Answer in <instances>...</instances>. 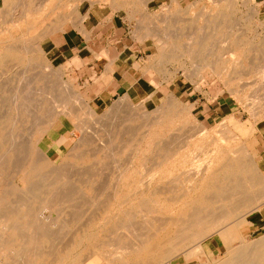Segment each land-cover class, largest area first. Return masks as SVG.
<instances>
[{
	"label": "rangeland",
	"instance_id": "374dc122",
	"mask_svg": "<svg viewBox=\"0 0 264 264\" xmlns=\"http://www.w3.org/2000/svg\"><path fill=\"white\" fill-rule=\"evenodd\" d=\"M14 1L0 0L4 27L42 2ZM67 1L0 38L30 51L0 66V264H186L178 256L218 229L185 235L183 221L219 216L236 154L252 152L264 172V0ZM74 10L78 24L60 20ZM51 184L47 205L33 189ZM242 230L260 235L264 216Z\"/></svg>",
	"mask_w": 264,
	"mask_h": 264
},
{
	"label": "bare ground",
	"instance_id": "6f19581e",
	"mask_svg": "<svg viewBox=\"0 0 264 264\" xmlns=\"http://www.w3.org/2000/svg\"><path fill=\"white\" fill-rule=\"evenodd\" d=\"M11 2L12 0H6V2ZM31 1H33V0H31ZM177 1V0H176ZM175 1V2H176ZM21 2V1H20ZM65 2L67 3L68 1L67 0H42V2H40V4L38 5L37 4V7H24L23 8V10H22V13H21V11H20V15L19 16H17V19H13L12 20V18H11V22H10V20H9V18H8V20H9V22H8V20H7V22H8V27L6 26V27H4V25H0V38H4L3 36H7V38H8V43H9V38L10 37H8L10 34H11V37H12V34H13V32L15 31V29H18V31L17 32H19V36H21L22 34H21V32H22V28H24V27H27V26H30L29 24L30 23H32V21H37V20H39L40 18H45V17H47L50 13H53L54 11H56L57 9H60V7L62 6V4L64 5L63 7H65ZM215 2H217V1H215ZM14 3H16V0L14 1ZM18 3V2H17ZM39 3V2H38ZM244 3H246V2H244ZM13 4V3H12ZM28 4H30V3H28ZM178 4H181V3H179L178 2ZM231 4V3H230ZM195 5V4H194ZM194 5H193V8H194ZM234 5V4H233ZM26 6V5H25ZM31 6H32V4H31ZM177 6H180V5H177ZM230 6V5H229ZM231 7H232V4H231ZM192 9V8H191ZM63 10V9H62ZM11 12V11H10ZM74 13H76V11L74 10V12H73V14L72 15H70L71 13H65V12H63V15H62V17H60V20H61V18H62V20H63V22L64 21H68V20H70V21H72V22H74V23H77L78 24V21H77V19H76V17L74 16L75 14ZM60 15V14H59ZM45 16V17H44ZM61 16V15H60ZM15 17V16H14ZM202 17V16H201ZM4 18V17H3ZM200 19V18H199ZM5 20V19H4ZM198 21V20H197ZM59 24V23H58ZM52 28V27H51ZM56 29V28H55ZM54 29V30H55ZM58 29V28H57ZM46 29H44V31H45ZM7 31H9V32H12V33H9V32H7ZM44 31H43V34H44ZM17 32H15V33H17ZM42 32V31H41ZM48 32V31H47ZM258 32V31H257ZM41 34V33H40ZM50 34V33H49ZM14 35V34H13ZM15 35H18V34H15ZM24 36V35H23ZM22 36V37H23ZM43 36V35H42ZM174 36V35H173ZM1 40L2 39H0V42H1ZM22 40V39H21ZM3 41V40H2ZM197 41V40H196ZM200 41V40H199ZM203 41H207V40H202L200 43L198 42V46H200V51H202L201 49L204 47V43H203ZM4 42H5V40L3 41V44H4ZM6 42H7V40H6ZM11 42V41H10ZM14 42H16L15 40H14ZM2 43V42H1ZM17 43V42H16ZM6 45H1L0 44V55H1V57H0V66H2L3 65V62H4V60L5 59H7L8 57H16V58H18L19 60H24V54H23V52H30L28 49H26V50H28V51H25V46H24V48H20V47H17V46H15V44H11L9 47H8V45L9 44H7V43H5ZM12 45H14L15 47H13L12 48ZM18 46H20L19 45V43L17 44ZM206 45V44H205ZM198 48H196V50H199ZM24 49V50H23ZM193 48H190V50H188V51H191ZM215 49V48H214ZM194 50V49H193ZM42 51V50H41ZM198 52V51H197ZM26 53V54H27ZM191 53V52H190ZM194 53H196V52H194ZM11 55H13V56H11ZM169 57V56H168ZM170 57H174L173 55H170ZM210 65H211V63H210ZM210 65H208L209 67H210ZM212 65H214L215 66V63L213 64L212 63ZM211 65V66H212ZM207 66V67H208ZM196 67V66H195ZM206 67V66H205ZM216 67V66H215ZM211 68V70H212V68H214V67H210ZM179 70V69H178ZM177 71V70H176ZM197 74L199 75V77L200 76H203V75H200V74H202L201 73V71H203V68L201 69V67L199 66L198 67V69H197ZM174 73V72H173ZM170 74H171V72H170ZM172 75V74H171ZM195 75H196V73H195ZM36 77V76H35ZM39 77V76H38ZM37 77V78H38ZM57 77V76H56ZM169 78V77H168ZM39 79V78H38ZM33 80H31V82H32ZM61 83H63V82H61ZM65 83V82H64ZM63 88H65V87H63ZM61 91V90H60ZM34 92V91H33ZM32 92V93H33ZM1 100H2V98H1ZM175 102H177V100H175V99H172V102L171 103H175ZM170 103V104H171ZM109 110V109H108ZM2 116L0 115V147L2 148V146H4L5 148H8L9 146H8V143H9V139H8V137L6 136V131H8L7 130V127H6V125H5V122H4V120H3V118H1ZM57 118V117H56ZM46 122H48V121H46ZM42 123H45V122H42ZM204 128V127H203ZM229 129V128H228ZM227 129V130H228ZM41 131H43L40 127H39V129H37V132L35 133L34 132V134H37V133H40ZM203 131V130H202ZM206 131V130H205ZM204 131V132H205ZM227 132V131H226ZM228 132H229V130H228ZM227 132V133H228ZM8 134V133H7ZM224 134V133H223ZM229 134H233V132L231 131ZM229 134H228V136H229ZM231 136V135H230ZM235 135L233 134V138H236V137H234ZM237 136V135H236ZM177 137V136H176ZM224 137V136H223ZM227 137V136H226ZM228 138V137H227ZM232 138V137H231ZM13 139V138H12ZM226 140V139H225ZM38 141V140H37ZM181 141V140H180ZM226 142V141H225ZM227 143V142H226ZM10 144V143H9ZM18 144V143H17ZM27 144V143H26ZM174 144V143H173ZM168 146V145H167ZM11 147H12V145H11ZM13 147H14V145H13ZM15 147H17V146H15ZM242 147V146H241ZM245 147V146H244ZM33 148V147H32ZM41 148V147H40ZM11 149V148H10ZM13 149V148H12ZM232 149V148H231ZM241 149V148H240ZM239 149V150H240ZM248 149V148H247ZM247 149L246 150H244V151H246L247 152ZM42 150V149H41ZM230 150V149H229ZM17 151V150H16ZM15 151V152H16ZM40 151V150H39ZM241 151V150H240ZM25 152V151H24ZM31 152V151H30ZM231 152V151H230ZM234 152H238L239 153V151H236V150H234ZM245 152V153H246ZM13 153H14V151H13ZM33 153V152H32ZM32 153H31V155H32ZM36 153V152H35ZM35 153H33V154H35ZM233 153V152H232ZM241 153V152H240ZM17 153H15V155H16ZM28 154H29V152H28ZM27 154V155H28ZM41 154V153H40ZM40 154H39V156H40ZM43 154V153H42ZM14 155V156H15ZM17 155H19V154H17ZM31 155H29L28 157H31ZM36 155V154H35ZM46 155V156H45ZM44 156H45V160L43 159V157L41 156V158L43 159V161H44V163L41 161V163H43L44 165H46V164H48V162L50 161V160H48V158H47V154H45ZM198 155V154H197ZM233 155H235V153L233 154ZM237 156L234 158L235 159V164H236V166H235V168H237V169H234L233 168V170H232V173H230V174H228V175H225V180L227 181H229V182H227V183H225L224 185H219V188H220V200L221 201H218V203L219 202H222L223 203V205H221V206H223L222 208H220L221 210H222V212H220V210H219V213H218V215L219 216H217V214L215 215V218H212L210 215V217H207L208 216V214H207V216L206 217H200V214L197 212V213H193V215H191L190 217H187V218H185V220L183 221V220H181V221H183V224H182V226H181V228H180V226H179V228L181 229V232H186V231H190L191 232V228H193V227H195V225H202V224H205V226L203 225V227H205L206 229H208V231H210L211 229H218V230H216V231H214V232H212V233H210V234H208V235H206V236H204L203 238H205V240H203L202 242V244H200V246L199 247H197V248H195V249H190V250H188V251H184V252H182V254L180 255V256H178V257H183L184 258V262L186 263V264H264V231L260 234V235H257V236H249V235H246L245 233H244V231L242 230V226L244 225V224H249L250 226H253V225H257V223H258V221L260 220V218L261 217H263L264 216V211H263V209L262 210H259L258 209V205L264 200V172H263V170L260 168V166L256 163V161H255V155L254 154H252V152H247L246 153V155L244 154V156H245V161L242 159V157H240V154H236ZM4 156V155H3ZM25 156V155H24ZM39 156H37V157H39ZM48 156H49V154H48ZM58 156V155H57ZM18 157V156H17ZM33 157V156H32ZM31 157V158H32ZM36 156L35 157H33V158H36L37 160L38 159H40V158H37ZM0 158H2V156L0 157ZM27 158V157H26ZM30 158V159H31ZM32 158V159H33ZM244 158V157H243ZM29 159V160H30ZM1 160V159H0ZM20 160V159H19ZM23 160H25V159H23ZM22 160V161H23ZM209 160V159H208ZM207 160V161H208ZM205 161V160H204ZM206 161V162H207ZM4 162V161H3ZM18 162V161H17ZM26 162V161H25ZM32 162H35L36 163V160H32ZM31 162V160H30V163H32ZM35 163H32V165L33 164H35ZM13 164V163H12ZM15 165V164H14ZM19 165H20V161H19ZM42 164H40V166H41ZM207 165V164H206ZM21 166H23V164L21 165ZM24 166H25V164H24ZM30 166H31V164H30ZM35 166V168H32V167H34ZM34 166H31V169L32 170H34L35 169V171H37V172H33L32 170L30 171V172H32V173H37V174H34V176L36 175H39V170L37 169L36 170V167L38 168V165H37V163L34 165ZM39 166V167H40ZM56 166V165H55ZM21 168V167H20ZM24 168V167H23ZM23 168H21V169H23ZM41 169H42V166L40 167ZM54 169V168H53ZM13 170V169H12ZM20 170V169H19ZM204 170V169H203ZM17 171V170H16ZM39 171V172H38ZM57 171V170H56ZM29 172V173H30ZM54 172V171H53ZM18 173V172H17ZM29 173H27V175L29 174ZM60 173V172H59ZM63 173V172H62ZM203 174V173H202ZM225 174V173H224ZM33 175V174H32ZM61 175H64V174H61ZM29 177H30V175H28ZM43 176V175H42ZM46 175H44V177H45ZM65 176H67V175H65ZM39 177H41L40 175H39ZM69 177V176H68ZM58 178V177H57ZM63 178H66V177H63ZM177 178V177H176ZM45 179V178H44ZM47 179V178H46ZM55 179H56V177H55ZM31 180V179H30ZM29 180V181H30ZM36 180H39L40 181V179H36ZM43 180V179H42ZM54 180V179H53ZM174 180V179H173ZM34 181V180H33ZM45 181H47V180H45ZM225 181V182H226ZM231 181V182H230ZM43 182H44V180H43ZM52 182V181H51ZM67 182V181H66ZM71 182V181H70ZM69 182V183H70ZM28 183V182H27ZM27 183H25L26 185H29V184H31V182L29 183V184H27ZM33 183H36V182H33ZM40 182H38V184H39ZM48 183V182H47ZM46 183V184H47ZM37 184V183H36ZM45 184V185H46ZM54 184V183H53ZM53 184H51V185H47L46 187H44V186H38L37 185V187H35L33 190H35V194H36V192L37 193H42V196H41V200L43 201V202H46L45 204H47V202L48 201H50V196H44L43 194H47V193H50V190H49V188H50V186H52ZM68 184V183H67ZM8 185V184H7ZM34 185V184H33ZM32 184L29 186V187H32L33 186ZM63 185V184H62ZM62 185H59L60 187L62 186ZM215 185V184H214ZM65 186H67V185H65ZM34 187V186H33ZM32 187V188H33ZM216 187H217V184H216ZM169 188V187H168ZM189 188H192V187H189ZM257 188V189H256ZM47 189H48V192H47ZM67 189V188H66ZM217 189V188H216ZM60 190V189H59ZM174 190V189H173ZM253 190H256V192H253ZM8 191H9V189H8ZM32 191V190H31ZM72 191H73V189H72ZM75 191V190H74ZM176 191H178V190H176ZM34 192V191H33ZM32 192V193H33ZM54 192V191H53ZM56 192V191H55ZM60 192V191H59ZM175 192V191H174ZM253 192V193H252ZM69 193V192H68ZM34 194V193H33ZM58 194V193H57ZM215 194H217V193H215ZM32 195V194H31ZM37 195V194H36ZM243 195V196H242ZM37 196H40V195H37ZM36 196V197H37ZM62 197V195H59V197ZM72 196V195H71ZM70 196V197H71ZM179 196H181V194H179ZM209 196H210V194H209ZM236 196V198H241V199H239L240 201L239 202H237L238 200L237 199H235L234 197ZM241 196V197H240ZM32 197H35L34 195L32 196ZM55 197H57V196H55ZM39 198V197H38ZM37 198V199H38ZM49 198V199H48ZM51 198H53V197H51ZM210 198H212V197H210ZM233 198L235 199L234 200V202L236 201V203L234 204L233 203ZM48 199V200H47ZM55 199L53 198V200H51L50 202H53ZM58 200V199H57ZM172 200V199H171ZM208 200V199H207ZM214 200V199H213ZM217 200H219L218 199V196H217ZM37 201V200H36ZM41 202V201H40ZM213 202V201H212ZM216 202V201H215ZM224 202H226V203H224ZM37 203H39V202H37ZM57 203V202H56ZM263 203V202H262ZM45 204H43V205H45ZM49 205H50V203H48ZM47 204V205H48ZM53 204V203H52ZM75 204V203H74ZM54 205H55V203H54ZM193 205V204H192ZM218 205V204H217ZM216 205V206H217ZM74 206V205H73ZM20 207V206H19ZM52 207V206H51ZM192 207V206H191ZM206 207V206H205ZM219 207V206H218ZM217 207V208H218ZM22 208H23V206H22ZM194 208V207H193ZM18 209V208H17ZM24 209V211H25V209L27 210L26 212H24V213H26V215H25V217H27L28 215H29V210L31 209V207L30 206H27V205H25V207L23 208ZM204 209V208H203ZM19 210V209H18ZM20 211V210H19ZM37 211V210H36ZM43 211V210H42ZM51 211V210H50ZM195 211V210H194ZM203 211V210H202ZM190 212V211H189ZM192 212V211H191ZM207 212V211H206ZM16 213V212H15ZM209 213V212H208ZM46 214V211H44V215ZM191 214V213H190ZM201 214H203V213H201ZM211 214H213V213H211ZM215 214V213H214ZM19 214L17 213V216H18ZM23 215V216H24ZM16 216V215H15ZM30 216V215H29ZM40 216V215H39ZM43 215L41 214V217H42ZM202 216V215H201ZM44 217V216H43ZM5 218H6V216H5ZM12 218V217H11ZM31 218H32V216H31ZM36 218H38V217H36ZM40 218V217H39ZM46 218V217H45ZM182 219H183V217H181ZM6 219H8V217L6 218ZM25 218L23 217V220H24ZM49 219V218H48ZM168 219V218H167ZM263 219V218H262ZM12 220V219H11ZM20 220V219H19ZM30 220V218H28V221ZM32 220V219H31ZM178 221V220H177ZM176 221V222H177ZM6 222V221H5ZM69 222V221H68ZM1 223H2V220H1ZM25 223V222H24ZM27 223H29V222H26L24 225L25 226H23L22 228L24 229V227H26V229H27ZM48 223V222H47ZM70 223V222H69ZM19 224H20V221H19ZM38 224V223H37ZM40 224V223H39ZM127 224V223H126ZM16 225V224H15ZM32 225H34V224H32ZM128 225V224H127ZM131 225V224H130ZM7 226H8V224H7ZM18 226V225H17ZM20 226H22L21 224H20ZM20 226L18 227V228H20ZM35 226V225H34ZM38 226V225H37ZM3 227V226H2ZM1 227V228H2ZM125 227H127L128 228V226H125ZM131 227H133L132 225H131ZM130 227V228H131ZM17 228V227H16ZM17 228V229H18ZM21 228V229H22ZM34 228H36V227H34ZM204 228V229H205ZM253 228V227H252ZM46 229V228H45ZM50 229V228H49ZM48 230V229H47ZM133 230V229H132ZM137 230V229H136ZM177 230V229H176ZM195 230V229H194ZM23 231V230H22ZM204 231V230H203ZM3 232V231H2ZM190 232H188V233H190ZM194 232V231H193ZM192 232V234L190 233V235L189 234H187L189 237L190 236H192V238H196L195 240H198V238L200 239V237L199 236H201L202 235V231L201 232H197V230L193 233ZM20 232H18V234H19ZM39 234V233H38ZM154 234V233H153ZM20 235V234H19ZM35 235V234H34ZM185 235H186V233H185ZM215 235H219L220 236V239H221V241H222V243L221 244H223V247L222 248H219L217 251H213V252H208V250H207V248L205 247V245H204V243L207 241V240H209V239H211L212 237H214ZM55 236V235H54ZM53 236V237H54ZM134 236V235H133ZM155 236H156V234H155ZM176 236V235H175ZM180 236H182V235H180ZM171 237V236H170ZM169 237V238H170ZM198 237V238H197ZM185 238H187V236L185 237ZM12 239V238H11ZM84 239V238H83ZM146 239V238H145ZM151 239V238H150ZM189 239V238H188ZM5 240V239H4ZM9 240V239H8ZM14 240V239H13ZM81 240V239H80ZM79 240V241H80ZM177 240V239H176ZM179 240V239H178ZM184 240V239H183ZM6 242H7V239L5 240ZM4 241V242H5ZM12 241V240H11ZM145 241V240H144ZM5 242V244L7 245V243ZM142 240H141V244H142ZM163 242V241H162ZM161 242V243H162ZM195 242V241H194ZM16 243V242H15ZM144 243V242H143ZM160 243V244H161ZM178 243V242H177ZM52 244V243H51ZM131 244V243H130ZM129 244V245H130ZM10 245V244H9ZM8 245V246H9ZM117 245V244H116ZM134 245L135 246H137V244H133V247H134ZM140 244H138V246H139ZM154 245V244H153ZM152 245V246H153ZM128 246V244L126 245L125 244V246H123L124 247V249L126 250V248L125 247H127ZM131 246V245H130ZM184 247V246H183ZM129 248H131V247H129ZM135 248H137V247H135ZM157 248V247H156ZM50 249V248H49ZM122 249V248H121ZM153 249H155V248H150L149 250H153ZM41 250H42V248H41ZM124 250V251H125ZM135 250H137V249H135ZM134 250V251H135ZM142 250H145L144 248L142 249ZM124 251H122V252H124ZM127 251H128V248H127ZM46 252V251H45ZM50 252V251H49ZM115 253V252H114ZM126 253V252H125ZM121 255V254H120ZM120 255H119V257H120ZM122 255H124V254H122ZM115 256V255H114ZM117 256H118V254H117ZM126 256V255H125ZM126 259V258H125ZM123 261H124V258H123ZM126 261H127V259H126ZM111 262V261H110ZM139 262V261H138ZM149 262H152V261H149ZM135 264V263H134ZM137 264V263H136ZM149 264V263H148ZM161 264H171V263H166V262H163V263H161Z\"/></svg>",
	"mask_w": 264,
	"mask_h": 264
}]
</instances>
